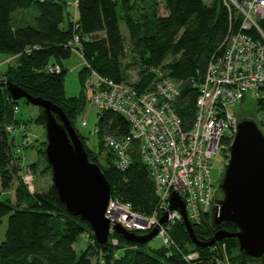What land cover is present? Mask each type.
<instances>
[{
    "label": "trees",
    "instance_id": "obj_1",
    "mask_svg": "<svg viewBox=\"0 0 264 264\" xmlns=\"http://www.w3.org/2000/svg\"><path fill=\"white\" fill-rule=\"evenodd\" d=\"M68 4L65 0H0V53L18 58L0 71V218L8 217L6 239L0 244V264H264V260L253 262L241 254L236 239L231 237L211 247L195 245L182 223L171 229V248L153 249L151 241L131 243L114 232L107 248L101 249L88 223L67 212L53 185L39 191L25 182L26 174H38L41 160L26 164L24 153L36 144L25 142V131L21 143L12 136L14 129L21 126L23 130L31 121L17 119L20 100L32 104L26 99L14 100L10 86L52 102L76 127L87 100L83 89L78 96H67L63 62L73 56L71 42L79 36V49L86 62L81 77L89 69L117 82L126 81L124 60L128 54L133 55L141 68L137 82L140 91L152 87L158 69L180 83L176 108L183 126L190 129L199 86L209 63L223 53L233 19L223 0H75L77 19L68 12ZM17 12L30 14L34 24L14 18ZM260 26L264 31V20ZM50 65L62 71L52 73ZM256 108L263 116L258 126L264 133V99L256 100ZM99 115L101 133L116 138L131 134L129 122L122 115L111 111ZM35 121L45 128L42 113ZM103 142L100 138L96 150L85 141L83 144L90 161L100 166L109 182L111 198L151 216L158 200L150 171L137 151L138 143L133 144L130 166L121 170L110 149L104 159L108 164L102 162ZM41 144L36 150L43 159V172L51 174L44 152L47 143ZM13 188L12 199L9 193ZM211 219L209 214L193 227L200 242H209L219 230ZM223 229L233 230L229 226ZM82 239L84 246L77 251L75 245ZM191 254L197 258L188 260Z\"/></svg>",
    "mask_w": 264,
    "mask_h": 264
},
{
    "label": "built area",
    "instance_id": "obj_2",
    "mask_svg": "<svg viewBox=\"0 0 264 264\" xmlns=\"http://www.w3.org/2000/svg\"><path fill=\"white\" fill-rule=\"evenodd\" d=\"M223 1L233 17L231 27L223 53L209 63L199 86L190 129H185L176 108L180 83L160 69L155 70L157 78L152 87L144 92L135 82H117L90 70L91 80L84 89L87 103L95 106L99 114L111 111L122 115L131 127L127 137L107 135V148L123 170L130 166L133 144L138 143L137 151L150 171L158 200L154 213L145 216L111 198L105 213L110 235L116 226L136 234H148L157 228L163 246L171 248L172 227L184 224L183 215L171 209L174 194L184 204L193 227L212 214L216 201L212 199L214 183L210 170L214 159L228 147L230 150L238 131L239 116L230 105L242 104L248 94H253L255 100L264 99V31L260 26L264 0ZM80 44L76 36L71 47L86 65ZM49 71L60 73L62 69L50 65ZM25 142L31 143L29 137ZM24 180L31 187L35 178L26 174ZM165 216L167 222L160 224ZM113 244H117L116 239ZM195 258L196 254L187 257Z\"/></svg>",
    "mask_w": 264,
    "mask_h": 264
},
{
    "label": "water",
    "instance_id": "obj_3",
    "mask_svg": "<svg viewBox=\"0 0 264 264\" xmlns=\"http://www.w3.org/2000/svg\"><path fill=\"white\" fill-rule=\"evenodd\" d=\"M14 100L26 99L38 106L45 122V159L51 167L53 186L60 201L74 217L88 223L96 243L106 249L111 226L105 218L111 199V186L101 168L89 159L87 150L63 110L42 98H33L24 90L10 86ZM59 117V119L57 118ZM222 199L216 200L212 210V224L219 228L209 242H200L186 215V208L174 194L171 209L184 217V225L195 245L211 247L226 238L237 241L238 251L253 262L264 260V133L252 119H241L230 148L219 185ZM167 217L160 220L165 224ZM224 226L233 230L227 231ZM114 231L128 242L145 244L158 236V229L138 235L121 228Z\"/></svg>",
    "mask_w": 264,
    "mask_h": 264
},
{
    "label": "rangeland",
    "instance_id": "obj_4",
    "mask_svg": "<svg viewBox=\"0 0 264 264\" xmlns=\"http://www.w3.org/2000/svg\"><path fill=\"white\" fill-rule=\"evenodd\" d=\"M68 4V12L70 14L75 15V0H65ZM205 2H209L211 0H204ZM14 18L16 19H27L30 25L34 24V21L31 20L30 14L25 13H15ZM30 19V20H29ZM121 29L124 33L125 26L121 24ZM15 60V61H13ZM18 58L16 56H11L8 54L0 53V71H5L8 67V65L16 63ZM124 63L126 65V73H127V80L129 82H139L140 81V70L141 68L139 65L136 64L133 60V55L128 54L126 59L124 60ZM63 65L65 69L67 70V76H66V93L67 96L73 97L78 96L81 93V90L85 89V85L87 81L91 80V71L88 69L86 73H84L83 77L80 76V71L84 67V62L81 60V58L78 56V54L74 53L73 56L63 62ZM19 111L17 113V119L25 122L28 120H31L23 130L21 129V126H18L16 129H14L12 136H15L18 138V142H22V135L24 134L23 131L28 135L31 142H34V144H41L43 142H46V131L44 126L40 125L37 121V117L40 115L41 110L40 107L34 106V105H28L23 100H20L18 105ZM230 109L233 111V113L241 118L245 119H252L257 124L261 121L263 118L262 114H260L257 111L256 108V100L253 96V94H248L245 101L242 104H234L230 105ZM100 115L97 111V108L95 106H91L88 102L85 107L82 109L81 114L79 115L77 121H76V127L75 130L80 136H86L87 138H81L82 142H86V145L90 146L92 149L96 150L97 143L99 139L101 138L103 142V156H102V162L105 164L104 159L106 160L108 155V149L105 144V136L107 137V133L105 134L104 131L101 133V130L98 127ZM22 122V123H23ZM22 123L20 125H22ZM101 128V127H100ZM35 148H30L25 151L24 153V161L26 164L33 163L37 160H41L38 168V174L36 176H33L29 174V176L35 178V181L33 182V190H39L44 191L47 190L51 185H53V180L51 174L47 172H43L44 170V164L43 159L40 158L39 154L37 153ZM43 146V144H41ZM230 158V150L229 147L225 149L221 156L214 159V165L212 166L210 170V176L214 183V191L212 194V199L217 200L220 198V191L218 189V184L221 181L223 177V173L226 168V164L228 163ZM108 164V163H107ZM105 164V165H107ZM14 195V188L10 191L9 196L13 199ZM8 228V217H2L0 218V244H2L6 239V232ZM138 235H146L147 233L139 232ZM84 246L83 239L79 241L75 248L77 251L81 250ZM225 245H221V247H224ZM150 247L153 249H160L163 247V239L160 236H157L150 242Z\"/></svg>",
    "mask_w": 264,
    "mask_h": 264
},
{
    "label": "crops",
    "instance_id": "obj_5",
    "mask_svg": "<svg viewBox=\"0 0 264 264\" xmlns=\"http://www.w3.org/2000/svg\"><path fill=\"white\" fill-rule=\"evenodd\" d=\"M209 2H210V1H209ZM209 2H207V3H209ZM75 12H77V11H75ZM77 18H78V14L75 13V15H74V19H77ZM13 61H15V60H13ZM63 68L65 69L64 65H63Z\"/></svg>",
    "mask_w": 264,
    "mask_h": 264
},
{
    "label": "flooded vegetation",
    "instance_id": "obj_6",
    "mask_svg": "<svg viewBox=\"0 0 264 264\" xmlns=\"http://www.w3.org/2000/svg\"><path fill=\"white\" fill-rule=\"evenodd\" d=\"M223 175H224V173H223ZM223 178V177H222ZM222 180V179H221ZM221 182V181H220ZM220 182H219V184H218V189H219V185H220ZM220 191V190H219ZM220 198L219 199H217V200H221L222 199V193L220 192ZM215 206V205H214Z\"/></svg>",
    "mask_w": 264,
    "mask_h": 264
}]
</instances>
